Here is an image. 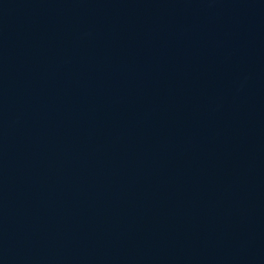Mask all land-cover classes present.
Masks as SVG:
<instances>
[{"label": "water", "instance_id": "95a60500", "mask_svg": "<svg viewBox=\"0 0 264 264\" xmlns=\"http://www.w3.org/2000/svg\"><path fill=\"white\" fill-rule=\"evenodd\" d=\"M0 264H264V0H0Z\"/></svg>", "mask_w": 264, "mask_h": 264}]
</instances>
